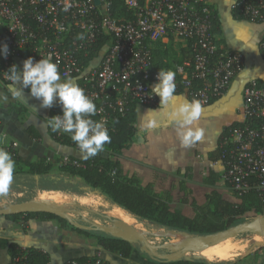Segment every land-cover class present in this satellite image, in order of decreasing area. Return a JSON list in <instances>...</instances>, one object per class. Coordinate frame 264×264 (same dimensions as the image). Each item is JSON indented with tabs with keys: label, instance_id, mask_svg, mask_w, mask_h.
Masks as SVG:
<instances>
[{
	"label": "built area",
	"instance_id": "obj_1",
	"mask_svg": "<svg viewBox=\"0 0 264 264\" xmlns=\"http://www.w3.org/2000/svg\"><path fill=\"white\" fill-rule=\"evenodd\" d=\"M0 0V82L7 85L6 72L17 58L39 60L51 54L62 78L82 77L85 94L96 104L94 121L108 127L112 115H124L130 104L155 107L152 93L158 69L153 63L157 42L180 41L187 50L180 63H173L176 92L183 89L202 106L222 96L244 68L243 55L217 46L213 33V11L207 0H122L130 18H116L107 0ZM66 5H70L65 11ZM234 15L252 22L264 21V0H234ZM99 37H106V49L98 63L83 68L79 58L87 54ZM264 59V37L259 42ZM241 124L229 127L220 141L219 164L222 179L238 193L254 188L264 193V84L248 79L242 87ZM61 114V112L59 113ZM55 132L60 138L68 133ZM1 133V139L6 138ZM13 155L17 142L2 143ZM78 164L62 156L59 165ZM25 255L15 258L26 264ZM107 264L99 257L80 263Z\"/></svg>",
	"mask_w": 264,
	"mask_h": 264
},
{
	"label": "crops",
	"instance_id": "obj_2",
	"mask_svg": "<svg viewBox=\"0 0 264 264\" xmlns=\"http://www.w3.org/2000/svg\"><path fill=\"white\" fill-rule=\"evenodd\" d=\"M233 1L207 0L214 14V39L217 46L240 52L244 57L245 64L242 72L234 78L229 89L222 96L210 104L202 106L200 118V125L204 128L202 139L190 147H182L167 115L170 106L161 105L159 107L160 97L158 95H156L158 103L155 107L133 105L132 126L134 132L128 137L118 156L123 162L125 170L135 174L141 183H152L157 189L169 188L171 181H178L180 178L177 171L183 173L188 167V172L192 176L193 192L195 195L204 194L207 187L201 184V178L208 165L219 164L217 155L222 137L227 133L229 127L237 126L243 121L240 112L242 87L251 78H256L264 83V59L259 50V42L264 37V21L252 22L234 15L231 10ZM183 45L181 42L180 51L184 50ZM23 61V58L16 59L17 66L21 69ZM96 61L97 59L91 61L88 67L96 65ZM71 79L77 83L78 79ZM7 85L0 82V92L9 95L7 102H0V147L9 152L2 143L7 140L14 141L17 142L16 148H18L21 158L35 161L37 158L44 157L47 162L56 160V164L57 162L59 164L62 156L78 155L75 148L61 145L50 136L48 128L50 126L49 119L52 117L51 107L41 108L40 102L32 97L27 89L23 98L13 99L7 92ZM176 94L191 100L182 91L176 92ZM21 107H24L25 110H21ZM149 109H157L153 113L157 120V127L146 130L143 127L144 113H147ZM28 127L34 128L39 133V140H34L29 136ZM1 133L7 135L5 139H1ZM55 171L58 169H53L51 172ZM221 185H223L222 182ZM174 194H177V190L174 191ZM89 202L93 205L99 204L96 197L90 198ZM186 208V206H182L185 213L188 212ZM123 211L125 213L121 212L120 217L114 213H109V215L126 221L128 218L136 223L132 216L125 210ZM118 221L120 220L116 222L118 223ZM66 224L72 226L68 222L61 225L55 220L29 219L27 223H24L22 220L12 221L3 217L0 219V239L16 243L21 247H35L46 251L50 258L49 264H62L66 260L81 256L90 257V259L96 256L107 264H160V259L154 257L155 259L148 260L143 254L138 255L135 250L129 257H122L116 252L98 246L96 242L83 239V233L66 227ZM109 227L112 228L111 225ZM86 231L89 232V230ZM260 233L253 234L246 239V244L241 239L229 238L218 248L203 245L202 248L193 251H195V255L202 254L205 259L220 263L236 256L250 244L264 243V235ZM9 263L10 255L6 247L0 246V264ZM235 264H264V247H259L250 256Z\"/></svg>",
	"mask_w": 264,
	"mask_h": 264
},
{
	"label": "trees",
	"instance_id": "obj_3",
	"mask_svg": "<svg viewBox=\"0 0 264 264\" xmlns=\"http://www.w3.org/2000/svg\"><path fill=\"white\" fill-rule=\"evenodd\" d=\"M107 1L110 3L108 10L112 16L130 18L131 13L124 7L122 0ZM212 22V31L215 33L214 20ZM106 40V37H99L86 55L81 54L79 56L83 62V68H87L94 59H97L96 62L98 63L100 55L106 49ZM169 49H171L169 44L156 43L153 49V63L156 69L173 70V63H180L183 60V56L187 53L184 48V52L182 50L180 52L178 61H169L166 59ZM26 58L28 57L26 56ZM76 79H78L77 84L86 91L85 79L82 77H76ZM179 91L187 94L183 89ZM133 105V103L130 104L128 111L124 115L119 113L112 115V120L107 127L111 142L107 143L104 151L98 155L87 160L84 159L78 145L71 139V135H63L60 138H56L55 132L49 126V134L55 142L77 150L78 155L67 156L71 161L76 160L78 164L67 163L59 165L58 162L57 164L55 163L56 160H54L55 162H47L44 157L37 158L35 161H28L21 158L18 148H15L12 155L16 162L14 174L27 172L37 175L49 173L53 169H61L64 172L80 176L90 183L93 188L102 189L114 203L138 217L151 220L157 225L196 234L217 232L241 222L246 217H254L264 213V193L254 188L238 193L231 187L229 181L222 179L224 169L220 164H212L206 167V172L201 178V184L207 188L202 195H195L193 192V187L191 186L192 176L188 172V167L185 168L183 173L178 170L177 173L180 178L178 181H171L170 187L166 189H157L152 183H141L135 174L126 171L118 155L128 137L134 132L132 126L134 119ZM20 109L25 110L24 107ZM60 112V104L58 102L53 103L50 109L51 116ZM27 132L32 139L39 140L40 135L34 128L28 127ZM220 153L221 148L219 145L218 157ZM221 182L223 185H221ZM175 190H177V194H174ZM182 206L187 207V213L183 211ZM3 217L12 221L22 220L24 223H27L29 219L55 220L61 225H65L67 222L65 219L48 212H25L9 214ZM75 230L78 233H89L79 228H75ZM96 243L98 246L116 252L122 257H129L133 251L130 242L110 235L98 236ZM0 246L6 247L10 255L9 264H16L15 258L22 254L26 256V264H49L50 262L48 253L39 248L21 247L16 243L2 239H0ZM74 259L83 263L89 260L90 257L81 256ZM159 263L207 264L202 260L196 259L166 260Z\"/></svg>",
	"mask_w": 264,
	"mask_h": 264
},
{
	"label": "clouds",
	"instance_id": "obj_4",
	"mask_svg": "<svg viewBox=\"0 0 264 264\" xmlns=\"http://www.w3.org/2000/svg\"><path fill=\"white\" fill-rule=\"evenodd\" d=\"M68 7L70 5H66L64 10L67 11ZM8 51L6 43L0 45V55L6 57ZM6 74L9 81L7 92L13 99L23 98L27 89L40 102L41 108L52 107L54 101L60 104L61 114L50 117L49 125L53 131L70 134L84 159L98 155L111 142L105 123L91 118L97 114L93 99L71 78L61 77L58 64L53 62L51 54L39 60L30 56L23 61L22 69L13 64ZM175 75L172 70H159L151 90L160 97L159 107L170 106L167 113L169 121L180 145L187 148L200 141L204 135V128L200 125L202 103L195 97L187 100L176 94ZM8 100L9 95L0 92V102ZM157 109H149L144 113V129L157 127V120L153 115ZM15 167L12 155L0 147V194L8 193Z\"/></svg>",
	"mask_w": 264,
	"mask_h": 264
},
{
	"label": "rangeland",
	"instance_id": "obj_5",
	"mask_svg": "<svg viewBox=\"0 0 264 264\" xmlns=\"http://www.w3.org/2000/svg\"><path fill=\"white\" fill-rule=\"evenodd\" d=\"M169 45L171 49H169L168 57H166V59L169 61H178L180 59L181 42L172 41V43ZM94 197H96V199L98 198V205H93L91 202H89V199ZM34 199H46L49 201L44 203H49L67 209L73 220L81 224L90 225V222H96L108 227L111 225L112 230L122 234L124 232V228L127 226L137 229L149 240L150 244L155 247L156 252L164 256L180 250V242L183 240L193 239L202 235L190 233L185 230L157 225L151 220L138 217L114 203L102 189L93 188L90 183L86 182L80 176L64 172L61 169H58V171L55 172L37 175L27 172L14 174V179L11 183L8 193L0 194V208H3L11 203ZM121 208L125 210L130 216H132L136 223H133V221L128 218L126 221L117 217L113 218L109 215V213H114L116 216L120 217L121 212L125 213ZM254 217H246L241 222L232 226H236L244 222H250L254 220ZM0 219H3V216L0 215ZM117 220L123 221L128 225L122 222L119 225L116 222ZM66 227L71 228L72 230L75 229L74 226H69L68 224H66ZM253 234H258V232L251 230L242 232L229 238L234 240L241 239L242 242L246 244L245 240L250 238ZM101 235H106V233L100 229H95L89 230V233L83 234L82 237L85 240L96 242V238ZM127 235L132 236L129 233ZM226 240H222L216 244H213L212 246H206L218 248L219 245L224 243ZM261 246H264V243H257L254 245L250 244L245 247L244 250L240 251L236 256L220 263H214L213 261L207 259L201 260L207 264H235L239 260L250 256ZM132 248L138 255L143 254L148 260L155 259L153 254H145L141 250V243H133ZM194 256L195 251L191 250L182 255L180 259H194ZM160 260L166 261V259Z\"/></svg>",
	"mask_w": 264,
	"mask_h": 264
},
{
	"label": "water",
	"instance_id": "obj_6",
	"mask_svg": "<svg viewBox=\"0 0 264 264\" xmlns=\"http://www.w3.org/2000/svg\"><path fill=\"white\" fill-rule=\"evenodd\" d=\"M96 3H99V1L96 0ZM25 212H48L65 219L74 227L82 228L85 230L100 229L104 233L109 234L110 236L127 240L130 243H141V250L143 252L147 254L151 253L153 254V256H155V258L166 260L180 259L182 255H184L186 252L193 249L194 247L201 245L212 246L213 244H216L222 240H226L227 238L240 234L242 232H247L251 230L256 232H264V214L257 215L254 217V220L250 222H244L236 226H230L226 229L219 230L217 232L202 234L193 239H185L180 242V250L164 256L157 253L155 247L150 244L149 240L141 232L132 227H125L124 232L122 234L115 232L108 226L96 222H90V225L81 224L73 220L71 214L67 211V209L51 206L37 199L11 203L3 208H0L1 216ZM128 233L132 236H128ZM194 259L201 260L205 258L201 255H195Z\"/></svg>",
	"mask_w": 264,
	"mask_h": 264
},
{
	"label": "bare ground",
	"instance_id": "obj_7",
	"mask_svg": "<svg viewBox=\"0 0 264 264\" xmlns=\"http://www.w3.org/2000/svg\"><path fill=\"white\" fill-rule=\"evenodd\" d=\"M42 202V201H41ZM44 203V202H43ZM46 204H48V205H51V206H56V205H52V204H49V203H46ZM56 207H58V206H56ZM58 208H61V207H58ZM124 223V224H127V223H125V222H123V221H118V224H120V223ZM128 225V224H127ZM137 230V229H136ZM260 234H262V235H264V232H261ZM201 246H203V245H201ZM201 246H197V247H194L193 249H191V250H195V249H198L199 247H201ZM191 250H189V251H191ZM188 251V252H189ZM196 255H201V256H203V257H205L204 255H202V254H196Z\"/></svg>",
	"mask_w": 264,
	"mask_h": 264
}]
</instances>
